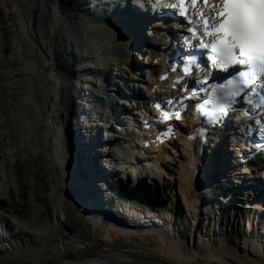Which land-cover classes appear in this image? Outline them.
<instances>
[{
  "label": "bare ground",
  "instance_id": "1",
  "mask_svg": "<svg viewBox=\"0 0 264 264\" xmlns=\"http://www.w3.org/2000/svg\"><path fill=\"white\" fill-rule=\"evenodd\" d=\"M38 1L31 14L25 11L26 0H4V4L10 9V18L18 33L17 48L22 51V63L24 64H21L22 67L20 66L21 68L19 67L16 72L12 73L3 69L6 44L4 46V41L0 40V64H3L0 66V131L5 147L4 152L1 151L4 159L0 161V177L4 180V185L5 183L9 187H12L14 183L17 185L20 176L13 171L10 164L19 157L33 162L32 175L34 176L38 172L36 164L38 159L44 158L50 163H54L58 175L56 184L53 189L51 188L55 211L48 219L41 221L40 219L51 212V204L45 198L37 197L38 200L45 201V209L27 221L23 230L10 229L12 234L10 240L6 239L4 234H0V242H3V246L7 249V251L0 250V264H264V227L259 228L257 223L253 222L254 219L250 216L253 212L249 211L255 210V208L239 209L232 212L225 210L216 212L213 216L208 214L207 204L201 199L204 194L205 196L206 194L210 195L215 187L220 186L221 182L217 181L214 188L212 185H207V182L212 183L209 181V177L204 174L203 166L213 149H207L199 157L195 151L194 140L190 142L191 152L187 146L188 142H178L182 150L178 160L179 189L167 205L158 209L144 208L137 207V203L132 200L124 199L114 205L113 196L109 195L101 184L108 181V178L104 179L102 174L107 163L100 158L102 154H99L101 150L108 149V145H103L108 141V136L105 135L106 132L103 131L104 128L101 125L103 124L102 119L106 118L103 117V113L107 112L111 115L110 125L113 124L112 127L115 129V133L109 136H122V143L119 142L120 145L123 144L122 149L120 148L122 151L117 152L116 148L117 153L115 154L119 156L123 166L129 167L136 174L142 170V166H133L132 164L138 161L137 155L145 156V154L136 149L138 137L131 139L133 132L123 129L117 123L124 108L119 98H114V95L120 93L117 81L115 83L110 81V87L113 89L110 96L104 97L100 93L99 97H96L94 93L100 91L97 84L101 85V82H105L107 74L115 78L121 68L130 69L132 59L130 55H126L127 50L123 44L126 36L131 34L123 32L119 28L102 26L106 32L114 30L103 39L102 44L94 43L97 47L95 53L98 56L102 49L100 47L111 45L110 49H106L107 58L110 60L107 59L108 63H105L101 56L99 59L93 58L90 61L81 59L78 46L82 28L80 20L83 19L85 13L76 15L75 10L79 5L78 2L75 0ZM107 1L110 13L108 16H104V19L109 21L121 13L118 12L115 15L117 11L115 0ZM92 2L95 3L96 0ZM122 5L125 7V4ZM90 6L92 8L99 7L95 4ZM80 8L84 9L82 6ZM125 13L127 14V11ZM93 14L95 13L93 12ZM138 17L143 21L141 27H143L144 33L142 34L139 28L137 29V36L141 37L147 32L149 21L153 18L151 15ZM60 18L64 23L60 22ZM67 38L73 39V44H70ZM64 47L70 50L75 72L71 71L64 62L62 51L65 49ZM151 52H154L153 48H151ZM132 55L134 54L131 52ZM138 61L140 58L137 57V61L134 62ZM110 64H112L113 74L109 72ZM143 64L146 63L143 61ZM157 67L152 66L146 70L151 74L146 79L142 76L138 77L146 89L142 94L144 97L148 98L151 95L152 87L155 86L154 80L157 79L160 71L159 69L157 74ZM56 68L59 71L56 70V74H54L53 70ZM114 70L116 74H114ZM88 72L95 77H86L92 80L84 81L80 85L82 89H77L73 80L76 73L85 75ZM64 78L66 81H62ZM159 82L156 90L167 89L163 86L165 82ZM125 85L128 89L131 88L126 81ZM101 86L103 90L109 88L108 83L106 86ZM78 94L80 95L78 96ZM122 94L126 95L127 92L122 91ZM120 99L123 102L126 101L124 97ZM132 99L133 97L130 95L128 100ZM4 100H9L11 103L8 107L9 112L11 114L13 112L11 116L6 114ZM115 101L116 103H114ZM78 102H81L78 113L82 121L78 127L69 126L68 131L67 123L72 117V111L76 112L74 106ZM133 103H130V109ZM95 104L107 106L105 112L102 108L95 107ZM85 117L93 126L98 124V128L90 131L85 124L88 122ZM74 120L76 121V119ZM119 126L120 130H118ZM132 128L136 127L132 124ZM75 129L80 132L77 131L79 137L75 135ZM123 137L126 139L123 140ZM80 139L82 144L79 149ZM44 149L47 150L48 156L41 154ZM113 151L115 152V150ZM219 155L222 160L221 153L218 154V157ZM160 156L157 154L156 159L151 161L154 164L148 163L152 175L164 177L163 175L166 173L163 165H159ZM168 158L171 157L167 156ZM234 161L238 162V158L233 157L231 162ZM146 164L144 163V165ZM225 166H230V163L225 162L221 167ZM48 169L43 167L45 174L46 172L50 173V169ZM249 171H254L252 164H244L242 167L235 168L237 174L250 173ZM257 173L259 172L257 171ZM211 176L213 177V175ZM255 176L257 175L255 174ZM42 181L44 185L46 183L43 187L46 189L48 181L51 184L54 179ZM71 182L82 196L81 202L78 201L75 204V209L81 208L83 215L88 217L87 222L85 218L81 219L80 228L77 230H72V227L67 226L58 215L63 211L64 216L72 214L71 207L66 205L63 210L64 206L62 205L63 197L71 186ZM97 184H100L99 187L102 191L96 190ZM35 186L38 188V184ZM2 187L3 185L0 184V191H2ZM199 187L201 194L197 191ZM88 194H91L90 197L93 198L91 203L84 197ZM200 202L202 203L200 204ZM93 204L99 210L104 211L96 212ZM179 205L186 211L184 220L179 219L181 214H178ZM108 211L117 213L118 217H111L110 220H108L109 217L104 219L107 217L106 212L108 213ZM204 213H207L206 218H204ZM145 221L149 223L147 224L149 226L142 225ZM5 225H9L8 220H0V226Z\"/></svg>",
  "mask_w": 264,
  "mask_h": 264
},
{
  "label": "snow or ice",
  "instance_id": "2",
  "mask_svg": "<svg viewBox=\"0 0 264 264\" xmlns=\"http://www.w3.org/2000/svg\"><path fill=\"white\" fill-rule=\"evenodd\" d=\"M168 7L176 10L188 25L189 35L183 42L192 49L181 69L183 75L173 81V87L193 74V66L199 67L197 50L207 54L208 63L204 67L209 70L204 72V79L197 80L198 91H206L204 86L213 75L211 70L235 69L231 78L210 85L208 99L195 105V115L204 117L210 124L220 123L231 110L234 98L249 88L252 94L260 96V106L264 107V95L258 91L264 90V0H172ZM133 23L132 17L123 13L113 20L117 28H131ZM172 70L177 68L174 66ZM160 79L166 80L167 76L162 75ZM180 91L188 94L166 101L167 105L176 107L175 112L163 109L160 103L154 105L161 111V122L173 117L179 119L181 111L186 110L185 101L197 97L196 89L181 88Z\"/></svg>",
  "mask_w": 264,
  "mask_h": 264
},
{
  "label": "rangeland",
  "instance_id": "3",
  "mask_svg": "<svg viewBox=\"0 0 264 264\" xmlns=\"http://www.w3.org/2000/svg\"><path fill=\"white\" fill-rule=\"evenodd\" d=\"M26 8L25 11L26 12H33V9L35 8V5L38 4V0H26ZM35 1V3H34ZM34 5V6H33ZM9 7L7 5L4 4V0H0V40L4 41V46L6 44V50H5V57H4V65L0 64L4 66L3 69H6L8 72L12 73V72H16L18 70V68L21 66V64L23 65V56L21 54L22 51H20L19 48H17V35L18 33L16 32L15 29V25L13 24V21L10 18V14H9ZM32 14V13H31ZM26 16V14H25ZM15 29V30H14ZM85 31L88 29H84ZM87 32V31H86ZM57 34L55 33V36ZM80 44H82V46L85 48L84 49V53L86 55V59L87 60H91L90 57H93L96 55L95 53V48L96 45H94L93 43L90 42L89 39L86 40H81V36H80ZM103 40L99 43L102 44ZM80 44L78 46H80ZM100 47V46H99ZM103 48L107 49L108 46H102ZM65 49H62L63 51V56H64V62L65 61V55L72 60V62H74L73 57L70 53V50L67 49L66 47H64ZM94 48V49H93ZM101 48V47H100ZM80 50V47H79ZM88 56V58H87ZM141 56V54H140ZM84 58V59H85ZM82 59V58H81ZM93 59V58H92ZM136 61H137V56H136ZM12 62V63H11ZM140 63H143L141 61H138ZM11 63V64H9ZM6 64V65H5ZM66 66L73 72H75L73 69L75 68V65L73 64L72 66H68L66 64ZM22 67V66H21ZM20 67V68H21ZM115 72V71H114ZM53 73L56 74V69L53 70ZM116 73V72H115ZM84 78V81L86 82L87 80H92L90 78H94L95 76L93 74H90L89 72L85 75H81L80 73H76L75 77L73 78L74 82L75 80L78 82L75 84L80 86L81 84H83L84 81H81L80 78ZM86 77H90L89 79ZM67 78V77H66ZM115 78H117V83H118V88L120 90H123V88H126L127 85H125V81L128 82V84L130 86H134L136 84V81L138 80L139 84L136 85H143L142 81L137 77L135 74L132 73H128L126 71H118V74L115 75ZM144 79H146V77H144ZM62 81H66L65 78L62 79ZM11 82V81H10ZM68 83H71L70 81H68ZM87 84H90V82H87ZM115 86V85H113ZM122 88V89H121ZM112 93V91H111ZM5 102V103H4ZM3 104L4 107H6V114L7 116H11L13 114H11V112H9L8 107L10 106V101L8 100H4ZM130 106V104H129ZM15 113V112H14ZM6 118V116H5ZM10 119L8 118V121ZM113 126V124H111V127ZM113 128V127H112ZM114 129V128H113ZM112 131H110L111 133L107 132L105 135L109 136V135H113V133H115V129ZM40 130H43V128H40ZM104 131V130H103ZM74 134V133H73ZM104 134V133H103ZM105 136V137H106ZM122 143V141H112L109 143V146L111 147V150H115V153L119 152L122 148V145H120V143ZM120 145V146H119ZM117 148V150H116ZM121 148V149H120ZM4 139L3 137H1V131H0V161H3L4 156L3 153L1 154V151L4 152ZM117 151V152H116ZM122 151V150H121ZM41 154H46V156H48L47 150H42ZM61 160H63L61 158ZM10 162V161H8ZM11 163V162H10ZM37 164V175L34 176L32 175V172L34 171V164L31 160L26 159L24 160L23 158L19 157L17 160L12 161V163L10 164V167L12 169H14L13 171H15L17 173L18 176H20L19 182L17 183V185L12 184L13 186L9 187V185H7L5 183L4 185V180L1 179L0 177V184L3 185L2 187V191H0V217H4L5 219H9L10 217H13L14 219H17L16 216H14L12 213L16 214L18 217H20V222L23 224L22 227L20 226V230L19 228H17L18 231H21L25 228L26 222L31 220L33 217H36V215L43 209H45V201H43L42 199L45 198V200L51 204V212H49L47 215H45L42 219H40L41 221H45L46 219L49 218V216L52 214V212L55 211V207H54V203H53V199H52V189L53 186L56 184V180L58 179V175L56 173V166L54 163H50L49 160H46L44 158H40L38 159V161H36ZM49 166V167H48ZM43 167H47V169L49 170V174L46 172V174L43 171ZM168 170H172V172H176V189H179V166L178 164L173 166L171 165ZM50 178H53L54 181L50 184V181H48V187L45 189L43 188L45 185L43 184L42 180H49ZM70 179V178H69ZM73 182H71V186L67 189L65 196L63 197V206L65 210L66 205L71 207L72 210V214L68 215V216H64V211L61 212L60 214L58 213L59 217H61V219H63V221L66 223L67 226L72 227V230H77L80 228L79 222L82 221L81 219L86 220V222L88 221V217H85L83 214V211L81 208L75 209V204L80 201L81 202V194L76 191L75 187H73L72 185ZM36 184H38V188L35 186ZM75 184V182H74ZM160 184L164 185V187L167 189L168 192V188L171 190L169 191V197L172 199V196L175 194V192H177V190H173L172 188V180H169V182H165L160 178ZM17 186V187H16ZM50 186V187H49ZM68 187V185L66 186V188ZM52 188V189H51ZM41 197L42 199L38 200L37 197ZM47 203V204H48ZM209 207H212V204L209 205ZM80 209V210H79ZM75 211V212H74ZM214 208L212 207V212L210 213L212 216L215 215L214 212ZM75 216H79L78 218H76ZM210 217V216H208ZM204 218H206V214L204 213ZM163 228V227H162ZM153 232V231H152ZM155 232V231H154ZM20 233V232H19ZM152 237V236H151ZM3 242H0V250L3 249ZM5 251V250H3ZM7 251V249H6Z\"/></svg>",
  "mask_w": 264,
  "mask_h": 264
},
{
  "label": "trees",
  "instance_id": "4",
  "mask_svg": "<svg viewBox=\"0 0 264 264\" xmlns=\"http://www.w3.org/2000/svg\"><path fill=\"white\" fill-rule=\"evenodd\" d=\"M110 186L123 196L137 199L146 203L165 204L168 201V194L158 183L148 182L146 179L139 181L135 186H131L121 181H111ZM116 186L120 187L117 188Z\"/></svg>",
  "mask_w": 264,
  "mask_h": 264
}]
</instances>
